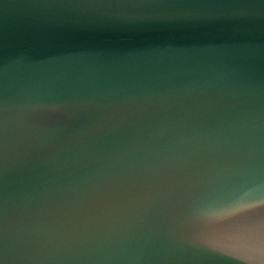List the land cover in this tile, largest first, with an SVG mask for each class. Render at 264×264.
<instances>
[{
  "label": "water",
  "instance_id": "1",
  "mask_svg": "<svg viewBox=\"0 0 264 264\" xmlns=\"http://www.w3.org/2000/svg\"><path fill=\"white\" fill-rule=\"evenodd\" d=\"M0 264H264V0H0Z\"/></svg>",
  "mask_w": 264,
  "mask_h": 264
}]
</instances>
